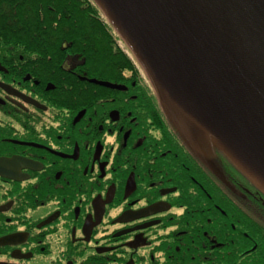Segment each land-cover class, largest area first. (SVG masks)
I'll list each match as a JSON object with an SVG mask.
<instances>
[{
	"label": "flooded vegetation",
	"instance_id": "1",
	"mask_svg": "<svg viewBox=\"0 0 264 264\" xmlns=\"http://www.w3.org/2000/svg\"><path fill=\"white\" fill-rule=\"evenodd\" d=\"M118 42L120 82L0 42V264H264L263 192L198 156Z\"/></svg>",
	"mask_w": 264,
	"mask_h": 264
},
{
	"label": "water",
	"instance_id": "2",
	"mask_svg": "<svg viewBox=\"0 0 264 264\" xmlns=\"http://www.w3.org/2000/svg\"><path fill=\"white\" fill-rule=\"evenodd\" d=\"M93 2L175 132L199 157L221 152L264 194V0Z\"/></svg>",
	"mask_w": 264,
	"mask_h": 264
},
{
	"label": "trees",
	"instance_id": "3",
	"mask_svg": "<svg viewBox=\"0 0 264 264\" xmlns=\"http://www.w3.org/2000/svg\"><path fill=\"white\" fill-rule=\"evenodd\" d=\"M116 40L120 37L93 0H0V42L11 54L83 57L88 77L95 72L103 78L109 70L108 79L120 82L131 62ZM214 153V167L227 170L228 185L241 178L255 188L221 152Z\"/></svg>",
	"mask_w": 264,
	"mask_h": 264
},
{
	"label": "rangeland",
	"instance_id": "4",
	"mask_svg": "<svg viewBox=\"0 0 264 264\" xmlns=\"http://www.w3.org/2000/svg\"><path fill=\"white\" fill-rule=\"evenodd\" d=\"M118 43L121 44L123 49H125L128 53L132 54L130 48L128 47V45L122 39H120V41Z\"/></svg>",
	"mask_w": 264,
	"mask_h": 264
}]
</instances>
